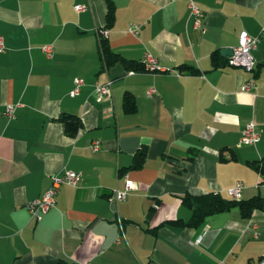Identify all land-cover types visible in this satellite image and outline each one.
<instances>
[{"label": "crops", "instance_id": "obj_1", "mask_svg": "<svg viewBox=\"0 0 264 264\" xmlns=\"http://www.w3.org/2000/svg\"><path fill=\"white\" fill-rule=\"evenodd\" d=\"M111 1L109 23V0H0V264H260L264 207L249 216L234 207L201 225L173 221L192 218L185 196L230 199L238 183L242 200L264 202V177L250 164L264 158V0H197L205 30L188 0ZM102 29L115 52L138 63L152 55L167 71L106 67ZM244 30L260 38L253 71L222 55ZM50 44L52 57L41 49ZM76 78L85 83L71 96ZM250 78L255 88L245 92ZM108 80L113 96L99 101L95 87ZM8 104L16 105L12 119ZM63 113L81 118L76 136L66 134ZM250 121L261 133L256 145L240 142ZM144 151L143 165L133 166ZM65 169L80 181L62 184L38 220L27 203ZM125 175L136 188L114 203Z\"/></svg>", "mask_w": 264, "mask_h": 264}, {"label": "built area", "instance_id": "obj_2", "mask_svg": "<svg viewBox=\"0 0 264 264\" xmlns=\"http://www.w3.org/2000/svg\"><path fill=\"white\" fill-rule=\"evenodd\" d=\"M197 0H188V8L190 16L194 18L195 26L205 30L203 26V18L204 12L203 10L196 4ZM75 9L78 11H84L89 9L87 4H77L75 5ZM139 26H132L129 28L130 32L138 33ZM100 38L108 37L109 30L102 29L99 30ZM260 38L258 36L250 35L246 30L242 31L239 36L238 46L234 48V53L229 57V64L241 67L246 71H253L255 69V59L253 55V51L257 49ZM43 51L49 56H53L54 46L52 44L46 45L43 48ZM6 45L5 39L3 36H0V53L5 52ZM145 61V68L147 71L152 72H165L166 68H163L158 65L157 59L148 55ZM84 80L82 78L75 79V87L71 91V96H76L79 94L81 86L84 85ZM112 80H108L104 84H97L95 87V94L97 95V99L102 101L105 98H110L113 96L112 90ZM255 79L250 78L243 86V91L249 92L255 88ZM156 92L155 88H151L149 90V94L153 95ZM16 105L8 104L5 108V115L12 119L15 117ZM261 139V133L257 127V124L254 121L248 122L241 132V144L247 145H256ZM99 147L98 143L94 144V149L97 150ZM52 182L47 191L43 193L40 198L35 200H31L27 203L28 209L31 213L39 220L42 218L43 214L48 212L52 207H54L57 203V195L60 190V186L62 184H70L77 185L81 179V175L73 170L65 169L61 172H57L51 176ZM242 184L238 183L237 185L228 189V194L234 199H240L242 193ZM136 188V183L134 180L129 178L128 175H125V186L123 190L118 188L114 189L110 200L114 203H118L120 201H124L127 199L128 194ZM90 264V263H86ZM260 264H264V256L260 260Z\"/></svg>", "mask_w": 264, "mask_h": 264}, {"label": "trees", "instance_id": "obj_3", "mask_svg": "<svg viewBox=\"0 0 264 264\" xmlns=\"http://www.w3.org/2000/svg\"><path fill=\"white\" fill-rule=\"evenodd\" d=\"M109 11L108 20L109 23L112 22L114 18V5L111 0H109ZM101 55L103 58L104 65L106 67H111L117 62H122L126 68L130 71H145V63L134 62L133 60H128L120 53L115 52L107 40L106 37L101 38ZM213 62L215 66L222 65L221 59L217 54H213ZM229 64V59L226 60ZM188 69L191 73H195V69L192 67L184 66L181 68L182 73ZM134 95L130 92H126L124 95V104L128 111H134L136 109V101ZM59 120L64 124L65 132L67 135L76 136L79 129L82 127V121L79 116L63 113L60 115ZM146 152H140L134 162L135 167H140L146 160ZM250 164L256 169L262 177H264V158L260 160L250 161ZM184 202L193 210V215L190 221L176 220L173 223L177 226H194L201 225L205 222L206 218L210 215H214L219 212L228 211L231 208L238 207L245 216L251 215V213L256 208L264 207V202L260 198H253L249 200L234 199V198H224L220 194L216 193H205L202 196H185ZM51 264H68L65 260L59 259Z\"/></svg>", "mask_w": 264, "mask_h": 264}, {"label": "water", "instance_id": "obj_4", "mask_svg": "<svg viewBox=\"0 0 264 264\" xmlns=\"http://www.w3.org/2000/svg\"><path fill=\"white\" fill-rule=\"evenodd\" d=\"M233 53H234V49L233 48H230V49L224 48L222 50V55L230 54V56H231Z\"/></svg>", "mask_w": 264, "mask_h": 264}]
</instances>
